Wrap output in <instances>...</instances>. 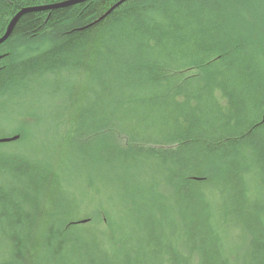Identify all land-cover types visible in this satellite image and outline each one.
Wrapping results in <instances>:
<instances>
[{
  "label": "trees",
  "instance_id": "16d2710c",
  "mask_svg": "<svg viewBox=\"0 0 264 264\" xmlns=\"http://www.w3.org/2000/svg\"><path fill=\"white\" fill-rule=\"evenodd\" d=\"M54 1L0 0V36L22 6ZM117 1L23 14L0 48L23 38L47 46L12 62L0 50V87H26L50 70L82 72L60 144L117 170L141 165L147 184L169 189L152 185L153 198L173 203L182 219L177 241L186 254L176 244L163 250L159 205L143 201L141 209L131 198L147 237L132 250L135 264H264V0H125L100 18ZM9 156L0 164V264H96L90 250L100 241H85L93 218L56 170ZM17 162L26 169H14ZM133 178L130 195L151 198ZM255 181L261 188L250 191ZM220 223L245 243H223ZM119 241L118 251H130Z\"/></svg>",
  "mask_w": 264,
  "mask_h": 264
},
{
  "label": "rangeland",
  "instance_id": "374dc122",
  "mask_svg": "<svg viewBox=\"0 0 264 264\" xmlns=\"http://www.w3.org/2000/svg\"><path fill=\"white\" fill-rule=\"evenodd\" d=\"M240 32V30L235 31L236 34ZM14 40H11L9 44L0 48V50L4 51H2L3 54L9 53L11 55V62L18 56L30 55L47 46L44 42L38 45V41L29 38H23L20 41ZM83 78L82 72L57 69L54 71L50 70L48 73H41L39 77L33 78L32 81L30 80L31 83L28 86L22 85L20 89H17L18 87L7 88L6 92V89H3L2 86L0 87V136L11 135L18 130H24L20 141L0 143V164L4 165L3 158L10 157L9 154H18L19 156H23L27 161L33 162L41 169L46 167L56 170L55 175L57 173L58 181L64 185L65 189L69 188L70 190L67 195H70L72 200L78 203L79 209L83 213L90 214L93 218V222L90 225L93 229H90V234H87L85 241L88 238L89 241H98V246L100 241L99 250H90V253L101 258L99 264H135L134 257H136V253H132V250L136 245H140L142 240H147V237L135 226L136 218L130 212V208L133 207V204L130 206L132 199H135L136 202L140 199L138 202L140 204L137 205L135 203L134 206L141 209L143 201H153L157 205L163 206L161 209L158 206L159 212L156 213V218L160 219V221L157 219V225H165L163 228L158 229V232L162 233L161 239L163 244L160 246L163 247V250H167L172 247V244H176L186 254L188 248L184 246L187 247V244H181L177 241V234H179L180 230L179 225L182 219L179 217V213L173 211L174 204L167 201L161 202L156 197L153 198L157 193L154 191L161 190L163 193H169L167 185L159 186L153 181L147 184L145 181L147 178H141V173H143L141 165L128 171L117 170L113 165L103 164L102 161H98L101 160L99 159L100 157L96 161L93 156H87L85 160L84 157L76 156V153L68 147L69 145L65 146L66 143L60 144V140H63L68 128L64 122L65 119H69L66 103L68 98L74 95V87L80 85L78 80L82 81ZM4 91L7 94H4ZM131 121H133L132 123L138 122L137 119ZM205 121L211 123L210 119H206ZM202 124H200V128L204 129L205 126H202ZM155 127H151L147 133L155 132ZM92 128L96 130V127ZM262 137H264L263 134ZM88 139L91 143L89 146H91L94 140L91 137H88ZM73 147L76 148V146ZM81 155L83 156V154ZM10 160L14 161L13 158H10ZM21 163L23 162H19V164L17 162L16 165L13 163L14 169L24 171L26 164ZM27 166L32 168L30 164H27ZM29 172L31 173V170ZM155 172L152 171L154 174ZM128 176L134 177L133 179L140 184L146 196L148 194L152 195L150 196L151 198H139L130 195L132 184ZM119 177H121V181ZM10 179L6 177L3 179V182L10 181ZM33 181H36V177H34ZM152 185L154 186V191L151 190ZM261 185V181L251 182L249 189L250 191H257L258 188H261ZM219 204H217L216 210L213 212L220 209ZM104 213L108 214V220ZM107 224L113 226L115 229H110V226H107ZM228 224L220 223V230L223 229V233L225 232L223 243H231L236 245V247L241 242L245 243V238L237 236L240 230L234 227L233 224ZM119 226L120 229L118 228ZM110 230H116L112 236L108 235ZM32 232L35 233L34 231ZM94 235H97L98 239H93ZM120 238L121 241L125 242L126 249L128 248V244L131 245L130 251H118V248L122 246L119 241ZM92 246L94 247V244ZM98 246L95 244V247ZM89 255L93 258L91 254Z\"/></svg>",
  "mask_w": 264,
  "mask_h": 264
},
{
  "label": "water",
  "instance_id": "95a60500",
  "mask_svg": "<svg viewBox=\"0 0 264 264\" xmlns=\"http://www.w3.org/2000/svg\"><path fill=\"white\" fill-rule=\"evenodd\" d=\"M86 0H59V1H54V2H49V3H40L36 5H28V6H22L9 20V22L6 25L5 31L3 34L0 36V44L3 43L12 33L13 28L17 22V20L26 13L29 12H35V11H41V10H52L56 8H61V7H67L71 6L80 2H83ZM125 0H119L115 2L109 9L100 17L103 18L106 16L111 10H113L116 6L121 4ZM18 137V135H12L9 137H0V142H6V141H11L15 140ZM84 222L85 220H81Z\"/></svg>",
  "mask_w": 264,
  "mask_h": 264
},
{
  "label": "bare ground",
  "instance_id": "6f19581e",
  "mask_svg": "<svg viewBox=\"0 0 264 264\" xmlns=\"http://www.w3.org/2000/svg\"><path fill=\"white\" fill-rule=\"evenodd\" d=\"M95 257H94V261L97 263V262H100V260H98L99 259V256H96V255H94Z\"/></svg>",
  "mask_w": 264,
  "mask_h": 264
},
{
  "label": "flooded vegetation",
  "instance_id": "af4514ba",
  "mask_svg": "<svg viewBox=\"0 0 264 264\" xmlns=\"http://www.w3.org/2000/svg\"><path fill=\"white\" fill-rule=\"evenodd\" d=\"M2 57V53H0V58Z\"/></svg>",
  "mask_w": 264,
  "mask_h": 264
}]
</instances>
